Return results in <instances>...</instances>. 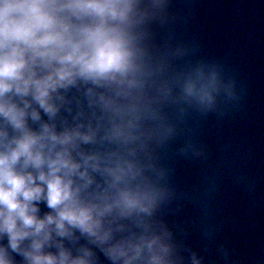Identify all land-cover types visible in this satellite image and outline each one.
<instances>
[{
  "label": "clouds",
  "instance_id": "clouds-1",
  "mask_svg": "<svg viewBox=\"0 0 264 264\" xmlns=\"http://www.w3.org/2000/svg\"><path fill=\"white\" fill-rule=\"evenodd\" d=\"M198 7L0 0V264H264L222 236L205 128L247 88Z\"/></svg>",
  "mask_w": 264,
  "mask_h": 264
}]
</instances>
